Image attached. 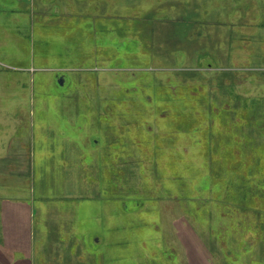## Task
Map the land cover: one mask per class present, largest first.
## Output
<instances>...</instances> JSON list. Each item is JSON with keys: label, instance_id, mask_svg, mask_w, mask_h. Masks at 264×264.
<instances>
[{"label": "rangeland", "instance_id": "rangeland-1", "mask_svg": "<svg viewBox=\"0 0 264 264\" xmlns=\"http://www.w3.org/2000/svg\"><path fill=\"white\" fill-rule=\"evenodd\" d=\"M221 119L264 153V0H0V155L34 178L36 264H264L239 191L261 153ZM234 178L241 204L198 211Z\"/></svg>", "mask_w": 264, "mask_h": 264}, {"label": "crops", "instance_id": "crops-1", "mask_svg": "<svg viewBox=\"0 0 264 264\" xmlns=\"http://www.w3.org/2000/svg\"><path fill=\"white\" fill-rule=\"evenodd\" d=\"M6 139H10V145L13 144L12 137L6 135V131L0 126V152L10 155L5 153L12 150L10 145L9 148H4ZM10 159L11 156L0 155V264H36V200L31 191L34 178L30 177V172L27 171L29 166L20 160L14 162L27 168L24 172L7 166L5 162H12ZM3 166L8 169L2 168ZM189 258L190 264H212L209 255L202 249L197 248L195 253H190Z\"/></svg>", "mask_w": 264, "mask_h": 264}, {"label": "trees", "instance_id": "trees-1", "mask_svg": "<svg viewBox=\"0 0 264 264\" xmlns=\"http://www.w3.org/2000/svg\"><path fill=\"white\" fill-rule=\"evenodd\" d=\"M119 113H121V108H117V110ZM153 113V112H152ZM158 114H152L154 115V117L160 118L162 115L161 112H157ZM185 114V113H184ZM175 117H172L171 119H174ZM102 119L106 122L107 117H105L103 115ZM205 120V119H204ZM203 121H199L198 124V130H205L207 131L206 134L210 136V132L211 131V124L210 121L204 122ZM207 120V119H206ZM233 120V119H232ZM219 123H229V121L227 119H221L218 121ZM235 122V120H234ZM107 123V122H106ZM242 124L241 122H239L236 126L234 125L233 121L232 123H229L228 125H230L231 127H233L236 131H234L235 135L232 139V146L237 148L240 152H245V148L249 147V143L245 140V135H243L242 132ZM216 125V122H215ZM105 128L110 127L109 123L106 124V126H104ZM208 127L209 130H208ZM264 133V131H263ZM211 139L208 140V142H210ZM254 152H260V151H246L245 153L251 155ZM261 154L256 158L255 156H250L251 160L249 162H247L245 165L247 169L246 171V175L242 176L244 178H246L245 182H241L242 183V187L243 184L245 183L244 188H240V192H243V194H247L249 193L251 198L248 200L247 205H253L252 201L255 202V207L259 208L258 211V222H259V227H257L254 231V233H257V237L256 235L254 236L255 239L253 240L252 237L250 238L253 243L252 245V249L253 247H255V244L257 242H259L260 246L263 245V241L262 239L264 238V153L260 152ZM257 159L260 160V164H258ZM257 164V165H256ZM238 166H240L241 168H243V162L238 163ZM231 167H235V166H231ZM241 177V175H240ZM235 179V178H234ZM240 183V179L237 178L235 180H229L227 182H225L224 184H222L220 189H216L210 185V190H214L213 191V196L211 197L210 201H199L197 202V204L200 203V206L196 207L198 209V211H203L207 210L211 205L214 204H220L221 206H223L224 204H229V207L231 205H239L242 203L241 201V196L239 195V193L237 192V184ZM242 194V193H241ZM233 195H236V197H238L237 199H234ZM196 202H194V204H196ZM251 233V232H250ZM249 237V236H248ZM249 248V250L251 249ZM246 258L247 256L243 259L244 263H246Z\"/></svg>", "mask_w": 264, "mask_h": 264}, {"label": "water", "instance_id": "water-1", "mask_svg": "<svg viewBox=\"0 0 264 264\" xmlns=\"http://www.w3.org/2000/svg\"><path fill=\"white\" fill-rule=\"evenodd\" d=\"M60 83H61V84L63 83V80H62V79L60 80Z\"/></svg>", "mask_w": 264, "mask_h": 264}]
</instances>
